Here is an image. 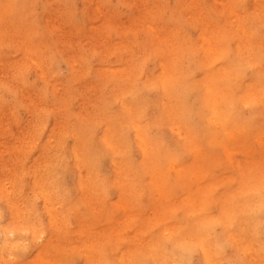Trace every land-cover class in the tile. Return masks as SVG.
<instances>
[{
  "label": "bare ground",
  "instance_id": "obj_1",
  "mask_svg": "<svg viewBox=\"0 0 264 264\" xmlns=\"http://www.w3.org/2000/svg\"><path fill=\"white\" fill-rule=\"evenodd\" d=\"M4 1L0 0V10L8 5ZM85 1L90 7L89 11H91L92 18L98 12H102V9L96 3L97 0ZM173 1L172 10L166 8L161 12L162 3L160 0H127L126 14L117 16L116 22L112 21V23L118 28L121 24L123 25V22H126L125 20L130 19L137 13H145L150 8L151 2L157 5V15L161 12L163 17L168 18L170 21L176 16L175 7L195 6L193 0ZM235 1L222 0L223 9L221 11L226 14L225 18L227 20L219 25H216L211 14L207 13L206 15L202 12L201 41L197 40L191 43L188 41L189 45L186 44L187 52L194 59V64L191 67L185 64L184 55L180 54L179 37L175 35L172 39L167 36L171 29L170 22L166 20L155 22L154 18V22L150 19L146 20L144 22L145 26L142 27L146 31L145 36L151 42V46L148 48L156 50L151 53V56H155L156 59L154 69H146V52L148 51L145 47L143 58L138 62L131 63L134 53L132 51L133 47L130 50L127 48L128 45L136 43H131L129 39L130 43H128L125 40L128 35L127 32L126 34L123 32L117 41L118 46L121 45V48L122 46L126 48V50L122 48L124 56L121 65H118V67H105L98 59V63L91 68L93 73L97 74L104 66L108 72L113 74V78L108 81L110 91L105 95L107 103L112 104L110 106L112 109L105 113L106 116L102 119H97L96 116V118L90 120L86 116L85 121H89L93 125L92 134L84 129L79 132V125H76L73 130L78 132H71L80 137L76 139V145L65 149L59 146L49 148L48 146H53L51 145L53 139H49V142H45L48 147L46 152H49L50 149L53 150V153L50 155L41 154V147L34 149L37 152L35 157L32 158L27 167H23L18 172L19 174L22 171L27 173L24 180L28 181V189L31 191V195L26 198V201L22 200L19 195V188L21 189L19 184L15 183L12 189H9L5 183H0V200L4 199L8 202L9 211V213L7 212L8 221L5 224L0 223V232L3 237V242L0 243V264H18L19 261L15 258L13 260L16 251L39 239H41V242L36 249L38 252L37 258L43 264H57L62 261L59 259L58 262L51 263L52 258L49 256L48 248L56 244L55 238H53L56 235L55 233L70 231L71 216L78 218V223L82 225L83 230L88 229L87 218L83 219L80 214L84 207L95 208L104 203L106 186L109 182L118 184L120 198L117 204H120L124 211H127L129 207L125 204V197L123 196L126 195L125 191L130 188L131 181L135 179L137 168L129 156L133 143L140 148L141 152L139 174L143 171V174L149 177L145 179L144 183L147 186L150 184L154 186V189L159 191L163 199L166 198L163 185L168 181L167 173L170 171L179 172L180 157L183 158L184 154L190 153L192 168H185L182 180L185 184V187H183L186 189V194L182 196L186 195L188 204L200 206V202L198 203L197 200L200 201L201 196L195 198L193 192L195 193L196 189L194 182L207 174L206 166H201L199 162L202 154L201 138L206 143L207 141L214 142V126H221L219 128L224 129L225 133L233 132L232 129L235 126L233 121L235 120L231 118L241 117V110L236 106L239 103L242 107L264 110V0H249V4L238 14V18L233 19L234 17L231 16L237 13ZM53 3H57L59 9L63 8L65 10V6H67L60 1L47 0L48 16H46L45 22L51 30L53 27L52 21L56 20ZM195 9L198 11L202 10L203 7L200 9L195 7ZM67 13H64L67 21H62L59 33L62 39L61 42L68 44L70 43L68 40L78 42L80 33L71 27L67 19L69 17ZM246 19L250 22L247 23ZM174 22H177V20L175 19ZM65 23H69L70 26L64 25ZM253 23H258V28L251 27ZM91 25L94 27L95 23L92 22ZM73 27L75 28V26ZM225 37L234 39L227 45L224 41ZM18 41L25 52H31L32 48L36 46L34 44L31 47L27 38L20 39L18 37ZM99 41V39L95 41L92 48L97 49L102 60L104 54L109 53V51L105 50V46L100 44ZM65 48L69 56L73 57L71 54L72 47L66 46ZM110 50H115V48ZM13 63L14 60L12 59L6 61L9 66ZM137 64L138 68L136 70ZM36 65L41 74L46 72L41 64L36 62ZM11 68L13 69V67ZM84 83L88 86L80 87L79 91L77 87L76 90L78 94L82 95V99L85 101L84 104L88 107L87 102L92 100L94 93L89 95L91 84L87 81ZM113 89L115 92L111 93ZM189 97H192L193 100L190 101ZM113 103L115 104L114 108ZM101 108L97 114L102 112ZM196 119L198 122H202V126L198 130L195 123ZM161 127H168L176 133L174 143L166 144L153 134L154 130L161 129ZM244 128L243 126V130H245ZM260 134L253 130L252 136L259 139L263 135ZM224 138L220 137L218 139L223 140ZM179 147H182L180 154L177 153ZM222 147L229 146L222 145ZM67 150L70 151V155H67ZM225 150L227 151L228 148H225ZM101 152H108L112 157L111 173L107 177L101 176L97 172V158ZM46 155L47 157L44 158ZM160 155H165L168 158L166 167L159 164L162 161H156ZM227 161L226 165L230 170L241 168L242 172H247L249 168V165L244 166L242 162L233 158H228ZM63 170H74L75 172L71 188L63 184ZM243 183L245 182L243 181ZM250 184L252 185V183ZM262 184L264 183L262 182ZM149 189L151 190L150 187ZM205 189L198 184L199 195L204 192V198L207 191ZM128 191L130 193V190ZM251 191L258 192L259 195L252 196L251 193L253 192ZM249 192L251 196L237 195L239 197L233 201L231 207L229 206V210H231L230 215L232 216V214H238L241 208H245L247 213L243 222L248 224L246 227H249L251 231L246 230L247 228L244 230L245 233L235 230L227 222L231 219H228V217L227 220L221 215L213 218L209 216L208 218L206 214L197 215L193 217L192 227L186 224L183 228H179L181 224L177 228L174 223H166V218L163 222H161L162 220L156 223L153 222V225L160 227V231L164 233L163 237L155 239L156 241L152 245L149 242V248L145 250V253L138 250V253H140L130 261L122 253L121 259L125 258L126 260H121L118 264H239L243 260L244 264H263L264 260L257 261L259 257L256 260L255 258L258 254L261 259L264 258V192L263 189L257 188ZM207 195L209 197L210 193ZM152 202L156 204L157 208H160L163 214L167 201L164 200L163 203L161 202L162 204H159V200L154 199ZM210 204L212 206L213 203ZM210 204L207 205L209 208ZM179 206L176 205L178 211L181 209ZM186 206L191 208L190 205ZM175 210L176 208L173 209V211ZM200 211L199 213H201ZM204 211H207V209ZM175 213L177 214V212ZM1 216L0 213V218ZM159 223L164 224L160 226ZM216 224L222 225V233L219 234L218 231V235L214 230ZM83 241L79 242L80 247H83L80 245ZM227 250L233 252L228 254ZM12 255L14 256L12 257ZM92 257L95 258L96 255L93 254ZM85 258L87 261L90 257L87 255ZM108 262L109 260H104L100 264H107Z\"/></svg>",
  "mask_w": 264,
  "mask_h": 264
},
{
  "label": "rangeland",
  "instance_id": "obj_2",
  "mask_svg": "<svg viewBox=\"0 0 264 264\" xmlns=\"http://www.w3.org/2000/svg\"><path fill=\"white\" fill-rule=\"evenodd\" d=\"M56 1H60L67 6H65V11L63 8H57V3L52 4L55 8L54 12L56 16V20L52 21V30L50 27H47L45 22V18L48 16L47 0H5L4 2L8 5H5L0 10V183H5L9 189H12L15 183L19 184L22 189L19 188V195L24 201L31 195V191L28 189V181L24 180L27 174L24 172L26 171H22L20 174L18 172L23 167H27L32 158L35 157L37 152L34 149L41 147V154L46 153L50 155L53 153V150L49 149V152H46L48 147L59 146L65 149L76 145V139L80 137L71 133L72 131H77L73 130V128L79 125V132L84 129L86 132H90L89 134H92L93 125L89 121H85L86 116L90 120L91 118H96V116L97 119H102L106 116L105 113L112 109L110 107L112 104L107 103V97L105 95L110 91L108 81L113 78V74L108 72L105 67H118V65H121L124 56L122 48L124 50L126 48L124 46L121 48V45L118 46L117 41L123 32H125L124 34L126 32L128 34L127 38L125 37L128 43L130 41L131 43H136L128 45L127 48L130 50L133 47L132 51L134 53L131 63L138 62L143 58L142 55L145 52V47L148 51L146 52V69L152 70L156 66V59L155 56H151V53H154L156 50L148 48L151 46V42L148 41V38L145 36L146 31L142 27L145 26L144 22L148 19L154 22L153 18L155 22H160L161 20L170 22L171 29L167 36L172 39L175 35L179 37L178 46L180 54L182 53L184 55L183 59L185 64L191 67L194 64V59L187 52L186 44L189 45L192 41H201L200 24L203 18L201 15L202 12L206 15L207 13L211 14L216 25L227 20L225 18L226 14H223L221 11L223 9L221 4L222 0H193L195 6L175 7L176 16H174L172 21L168 18L165 19L161 12L166 8L172 10L174 1L160 0L162 10L158 15L156 11L157 5L151 2L150 8L145 13H137L130 19L125 20L126 22H123V25L121 24L117 28L112 21L116 22L117 16L126 14L127 0H97L96 3L102 9V12H98L93 16L94 18H92L91 11H89L90 7H88L85 0ZM235 4L237 13L231 16L234 17L233 19L238 18V14L242 9L247 7L249 0H236ZM195 7H198V9L203 7V9L197 11ZM66 12H68L69 17L67 19L71 27L80 33L78 42H72V40H68L70 41L68 44L61 42L62 39L59 31L62 21H67L65 18L66 14H64ZM107 16L109 17L107 18ZM175 19L177 22H174ZM246 21L247 23L250 22L248 19ZM92 22L95 23L94 27L91 25ZM69 23H65L64 25L70 26ZM258 26V23H253L251 27L256 29ZM140 29L142 30L139 31ZM18 37L20 39L27 38L31 47L34 44L36 46L32 48L31 52H25L21 43L18 41ZM98 39L100 40L99 43L105 46V50L109 51V53L106 52L104 54L102 60L97 49L92 48V45ZM233 39L232 37H225L224 41L229 45ZM188 41L190 42L187 43ZM66 46L72 47L71 54L73 57H70L68 52H66ZM114 48L115 50H110ZM11 59L14 60V63L9 66L6 64V61ZM98 59L105 67L103 66V69L95 74L91 68H93L94 64L98 63ZM36 62L45 68V73L41 74L39 72ZM137 68L138 64L136 70ZM132 73L134 72L132 71ZM86 81L91 84V93L89 95L94 93L92 100L87 102L88 107L85 106L82 95L78 94L76 90L77 87L79 91L80 87L88 86L84 83ZM22 86L23 88H21ZM112 92H115L114 89ZM189 100L191 101L193 98L189 97ZM236 106L241 110V117L237 119L236 117L231 118L235 120L233 121L235 126L232 129L233 132H226L229 134V138L224 129L219 128L221 126L213 127L215 128L214 142L207 141L206 143L203 141V138L199 137L202 140V154L199 162L201 166L205 165L207 168V174L194 182L197 191L195 189L193 196L195 198L201 196V200H197L198 203L200 202L199 207L188 204L186 202L188 201L186 195L182 196L186 194L185 184H183L184 182L182 180L185 168H192L190 153L184 154L183 158L182 156L180 157L181 159L179 158L182 161H179L181 164L179 172L170 171L167 173L168 181L163 185L165 187V191L164 189L163 191L166 193V195L164 194L166 198L163 199L159 191L154 189V186H151V184L148 185L151 188L150 190L144 183L145 179L149 177L144 175L143 171L139 174L141 152L140 148L133 143L129 156L137 166L135 170L136 177L131 181L130 188L125 191L126 195L123 196L125 197V204L128 205L129 209L124 211L122 206L117 204L120 198L119 186L114 182H109L106 186L104 203L95 208L84 207L80 214V217L83 219L87 218L88 229L83 230L82 225L78 223V218L71 216L70 231L55 233L56 235L53 238H55L56 244L48 248L49 256L52 258L51 263L54 261L58 262L60 259L62 261H59L57 264H100L104 260H109L107 264H118L127 257V260L130 261L140 252L145 253V250L149 248V242L152 245L156 241L155 239L163 237L164 233L160 231L159 226L153 225V222L156 223L159 220L163 222L166 218V223H174V226L176 225L177 228L181 224L179 228H183L186 224L192 227L193 217L197 215L206 214L207 217L212 218L221 215L226 219L228 217V219H231L227 222L235 230L244 232L247 228L246 230L249 229L248 231H251L249 227H246L248 224L243 222L247 210L241 208L238 214H232L231 216L229 206L231 207L233 201L239 197L237 195H259L258 192L251 191L253 192L251 194L249 192L256 188L263 189L264 192V184H262V182L264 183V110L242 107L240 103ZM114 107L115 104L113 103ZM100 108L102 112L97 114ZM195 123L198 130L202 126V122L200 123L196 119ZM243 126L245 130H243ZM253 130L254 132L263 134H260L262 137L259 139L254 138L252 136ZM216 132L219 135L215 134ZM153 134L158 136L166 144L174 143L176 137V133L168 127L156 129L153 131ZM220 137H225L223 139L224 141L218 139ZM49 139H53L51 141V145L53 146L47 147L45 142H49ZM216 144L218 145L216 146ZM222 145H228L229 147H222ZM225 148H228V150L226 151ZM181 149L182 147L177 149L178 154H180ZM67 151V155H70V151ZM165 157V155H160L156 161H162L159 164L165 166L168 162V158ZM111 158V154L108 152H101L99 154L97 158V172L101 176L107 177L111 173ZM228 158L239 160L244 166L249 165L247 172H242L241 168L230 170L226 165ZM237 172L244 176H240ZM74 177V170H63L62 180L64 185L66 184L71 188ZM203 178L204 180H202ZM198 184L204 189L206 188L205 198L203 195L204 192L199 195ZM128 190H130V193ZM209 193L210 195L208 197L207 194ZM154 199L159 200V204H162L164 200L167 201V205L163 209V214L160 208H157L156 204L152 202ZM210 203L214 205L212 204L211 206ZM175 204L178 206L182 204L179 206L181 208L179 211ZM209 204L210 208L208 207ZM186 205H190L194 210ZM166 208L167 210H165ZM174 208H176L175 211H173ZM170 209H172L171 212ZM206 209L209 211H204ZM7 212L9 213L8 202L4 199L0 200V213L2 214L0 223L5 224L8 221ZM172 212H177V214ZM221 212L223 213L221 214ZM159 224L161 226L164 223ZM240 225L242 230L240 229ZM214 230L217 235L218 233H222V225L216 224ZM81 240H84L80 244L84 248L78 245ZM2 242L3 237L0 232V243ZM40 242L41 239L18 249L15 256L12 255V257L14 256L13 260L15 258L19 261L18 264H43L37 258L38 252L36 249ZM138 250H140L139 253ZM227 251L228 254L233 252L230 250ZM122 253L125 256L124 259H121ZM93 254L96 255L95 258L92 257ZM87 255L90 258L86 261L85 256ZM257 258V261L264 260V258L261 259L259 254L255 260ZM243 262L244 260L240 261L239 264H244Z\"/></svg>",
  "mask_w": 264,
  "mask_h": 264
}]
</instances>
